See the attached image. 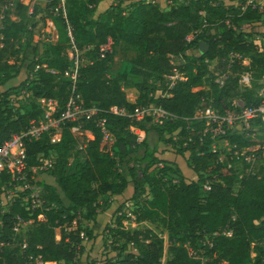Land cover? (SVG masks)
Wrapping results in <instances>:
<instances>
[{"label":"trees","instance_id":"obj_1","mask_svg":"<svg viewBox=\"0 0 264 264\" xmlns=\"http://www.w3.org/2000/svg\"><path fill=\"white\" fill-rule=\"evenodd\" d=\"M101 1L66 0L65 16L59 14L53 22L57 26V42L42 51L35 39L37 25L26 26L27 5L16 2L18 19L5 22L0 28V86L17 78L16 84L0 89V144L39 118L42 108L34 99H58L63 103L72 82L48 70L63 73L69 69L73 60L66 50L72 47L83 50L87 60L78 69L74 84L85 105L97 104L106 110L116 105L130 113L138 105L153 104L174 117L153 123L150 116L136 120L129 115L104 113L113 137L107 152L101 147L102 133L91 120L66 122L59 130L51 129L39 139L25 141L29 167H38L41 157L50 151L55 153L41 181L55 204L46 198L40 206L26 210L16 199L0 215V240L11 235L16 215L33 219L25 233L26 247L16 244L5 249L0 264H38L40 260L80 264L85 237L92 239L94 247L105 245L106 237L116 244L117 258L107 264H264V174L243 175L239 179L242 166L236 156L230 159L226 154L218 161L219 151L226 152L222 142H217L214 150L210 140L200 136V125L192 119L202 101L220 107V99L233 97L241 71H251L253 84L262 80L258 87L264 85V42L259 47L251 32L240 27L243 22L260 20L264 6L260 9L253 3L235 6L221 0H182L162 9L156 0H135L127 8L112 3L96 12ZM190 33L193 37L188 41ZM107 38L113 44L122 42L135 50L134 57L126 60L113 78L105 75L113 49L105 58L98 57L99 46ZM200 43L208 46L205 52L200 51ZM193 48L197 53L187 55L183 63L174 66V57ZM229 53L239 56L231 67L237 74L230 73L224 86H219V74L209 70L207 61ZM10 57H14L12 63ZM36 64L40 67L34 71ZM22 65L26 70L23 75ZM174 67L184 72L187 79L175 84L168 95L156 94L149 80L164 82ZM198 86L201 88L193 90ZM129 87L139 90L134 102L126 98L124 89ZM21 88H26L33 99L15 107L9 97ZM254 93L253 89L241 93L245 104L258 103ZM132 125L145 132L140 142L130 130ZM72 126L89 131L92 138L80 149V158L69 166V152L76 142ZM151 129L159 133L164 147L149 146L147 135ZM56 134H60L59 140L52 141ZM224 137L233 149L262 152L264 137L235 133ZM139 148L143 149L141 154H137ZM179 160L192 168L194 177L189 182L164 180L163 173L170 166H178ZM208 178L212 182L206 190L203 183ZM6 179L3 175L2 181ZM129 182L133 201L145 194V185L149 187L150 196L135 208L131 204L130 209L136 223H161L168 235L167 247L164 238L151 228H126L125 213L119 214L126 202L109 214L105 212L108 208L99 210L106 197L122 194ZM40 214L43 219L39 220ZM83 220L92 221V226H82ZM227 230L231 235L223 233Z\"/></svg>","mask_w":264,"mask_h":264},{"label":"built area","instance_id":"obj_2","mask_svg":"<svg viewBox=\"0 0 264 264\" xmlns=\"http://www.w3.org/2000/svg\"><path fill=\"white\" fill-rule=\"evenodd\" d=\"M7 4L0 2V28L4 25V9ZM66 0H57V9L60 10V14L65 16ZM53 26V22L50 23ZM193 37V33H190L186 39L190 41ZM113 40L107 38V40L99 46L98 57L105 58L107 54L112 52ZM234 58L238 55L231 54ZM174 64V62H173ZM233 62L227 61L224 69L218 71V77L216 81L219 86H224L226 79L230 74V70ZM39 64H36L34 71L39 68ZM54 75H61L64 78L71 80L72 86L70 93L66 96L61 104L58 99L40 98L42 103L47 104V109L42 108V113L37 119H33L29 122V125L22 131L13 133L7 140L0 144V185L5 187H20L28 195L23 196L20 200V205L24 206L26 210L40 206L42 203L37 196L32 193V170L33 168L42 167V164L38 167H29L24 149L25 141H32L39 139L41 135L48 130H59L66 122H75L79 120H91L99 128L102 133V140H112L113 137L106 126V117L104 113L112 112L116 115H129L136 120H140L145 116H150L153 123H162L166 119H172L174 116L159 106L153 104L138 105L133 111L128 113L124 107H118L113 105L109 109H103L97 104L85 105L80 93L76 90L75 81L78 76L77 65L73 64L63 73L54 69H49ZM187 76L184 72H180L175 67L170 73L166 75L165 94L168 95L169 90L175 86L178 82L185 81ZM254 77L251 71H241L238 74L237 80V93L228 100H219L220 107L213 105L211 102L202 101L197 110L195 111L192 119L200 125V136L207 137L211 142L212 148L215 150L217 142H222V146L226 152L219 151L218 161H222L226 154L232 159L236 156L238 163L241 164V172L239 179L243 175H258V171L255 170L257 164L264 168V145L261 153L246 152V150L233 149V146L229 143L224 135L228 133H235L244 135L247 137H254L250 133L254 134L256 130L263 131L264 137V85L261 87L253 88ZM201 87H194L193 90H198ZM241 88L242 91H239ZM247 89H253L255 91L254 96L259 98L258 103L247 105L241 104V93ZM78 129L76 126L71 127V132ZM130 130L136 135L137 141L140 142L145 137L144 130L132 125ZM56 135H53L51 139ZM53 141V140H52ZM84 146L80 145L79 148ZM230 166V163L228 164ZM6 175L7 179L2 181V176ZM211 179H206L203 183V188L208 190L211 186ZM16 200H5V197L0 198V215L2 209H5L6 205H12ZM131 206L127 202L125 203L122 211L119 214L125 213L123 223L129 221L133 224L136 223L135 216L131 211ZM39 220L43 219V215L40 214L37 217ZM33 222V219H26L20 215H16L13 221L11 230L7 240H0V259L3 256L5 249L13 247L14 242L20 246V248L26 247L25 233ZM76 221L73 222L75 225ZM1 227V219H0ZM226 235H231V231L227 230L223 232ZM84 236V233H80ZM87 240V237L84 238ZM52 264L54 262H51ZM38 264H47V262L38 261Z\"/></svg>","mask_w":264,"mask_h":264},{"label":"rangeland","instance_id":"obj_3","mask_svg":"<svg viewBox=\"0 0 264 264\" xmlns=\"http://www.w3.org/2000/svg\"><path fill=\"white\" fill-rule=\"evenodd\" d=\"M104 1V0H103ZM135 0H105L104 4L99 6L97 8L96 12H100L102 10V6L104 8L109 7L110 4H121L122 7L127 8L128 4L133 2ZM160 7L162 9H167L171 5H176L180 3L182 0H156ZM224 2V4H233L235 6L241 5V4H252L259 6L261 9L263 6L264 0H221ZM16 2H21L24 5H27V11L25 12V22L27 28H33V25H37V28L35 29V39L40 43L41 45L43 44V48L40 45V51L44 49V47L48 46L49 44L56 43L57 42V26L55 23H53V26H51V22H55V18H57L60 14V10L57 9V0H4L1 3L7 4V7L4 9V24L5 22H9L12 20H17V11L18 9L16 8ZM52 2H55L52 4ZM35 9V14H32V12ZM37 11V13H36ZM44 17V21L42 20ZM240 27L244 30H248L251 32V38L254 40V42L261 47L263 42H264V13L262 14L260 20L258 21H253V22H243L240 24ZM19 45V44H18ZM17 45V46H18ZM22 45L20 48L21 52L23 51V43L20 44ZM1 48V45H0ZM113 52L109 58L110 66L107 69L105 75L106 77L113 78L117 76V74L123 69L124 62L135 55V50L127 45H125L122 42H115V44L112 45ZM26 51V50H25ZM67 54L70 59L73 60V64L77 65V69H79L81 66L87 63V60L84 59L83 55V50H79L77 48H68ZM28 53V52H27ZM193 53H197L196 49H191L187 50L184 55L174 57L172 59V63L174 62V66L181 64L185 61L186 56H191ZM7 55V54H6ZM14 61V57L9 58V62L12 63ZM229 62H234V57L229 53L227 56L222 55L218 58H214L212 60H208V68L209 70L212 71H220V69H224L226 64ZM72 64V65H73ZM242 68V67H241ZM21 72L20 74L23 75L26 70L24 68V65L20 66ZM34 72V71H33ZM31 72V73H33ZM30 73V74H31ZM231 75H236L237 71H233V69L230 70ZM34 75L32 74L33 78ZM166 78V76H165ZM166 81V80H165ZM164 82H159L157 80H149V83L152 84L156 88V94H164L166 90V85ZM17 78H12L9 79L4 85L0 86V89L13 85L14 83L16 84ZM259 84H262V80H255V83L252 85L254 89H256ZM205 86H202L204 88ZM239 91H242L241 88ZM126 98L130 102H134L136 98L139 95V90L137 87H129L124 89ZM10 103L13 104L15 107H19L23 103H27L33 99L32 94L26 90V88H21L14 93H12L9 97ZM241 104H244V98H241ZM35 102L38 105H41L44 109H47L48 105L42 103L40 98L34 99ZM209 102V101H206ZM197 110V109H196ZM74 137L76 138L75 146L70 150L69 152V158H68V164L69 166L76 160L79 159L81 156L80 153V148L79 146L82 145L84 146L87 142L88 139L92 138V135L89 131H82L80 129H77L76 131L72 132ZM263 131L261 130H256L254 134L250 133V135H253L254 137H258V135L262 136ZM168 137V135H166ZM60 138V134L57 136L53 137L51 140L53 141H58ZM148 138V144L150 147L157 146L159 148L164 147V142H162L159 139V133L151 129L150 132L147 135ZM113 144V139L110 140H102L101 142V147L103 148L104 151H110L111 147ZM142 148H139L137 151V154L142 153ZM42 156V155H40ZM55 157V153L53 151H50L47 155H44L41 157V162H42V167L38 168H33L32 170V176H33V183L31 184L32 186V193H34L37 198L40 199L41 202L44 201V199L49 198V201L52 205H54V201L50 200L53 199V195L46 189L44 185L41 184V181L45 177V172L47 168H49L50 164L52 163L53 158ZM179 164L178 166H170V168L163 173L164 180H172L174 182L178 181H185L189 182L193 177H194V172L190 166L185 164V162H181V160L178 161ZM159 167L162 166V164L158 165ZM138 169L141 170L140 166H137ZM139 170V171H140ZM255 170L258 171L259 175L264 174V168L259 166L255 167ZM139 175L142 176V173L139 172ZM48 181V178H47ZM133 192V186L131 182L128 183V186L124 190V192L121 195L118 194H112L109 195L108 197L101 202L99 206V210H105L107 214L111 213V210L117 209L119 206L121 207L123 203L129 202L130 205L132 206L139 205L140 201L144 199L145 197L150 196V191L149 187L145 185V194L136 201H133L131 199V194ZM28 195V193L24 192L20 187L12 188V187H3L0 185V198L5 197V200H16V199H21L23 196ZM107 204V205H106ZM10 205H6L5 209H2V214L6 211H8ZM122 211V210H121ZM79 221H81L79 219ZM113 226L112 220H108ZM82 226L85 227H90L92 225V221L87 220L86 222L81 223ZM126 228L132 230L135 228H140V229H145V228H151L157 233H159L165 240V247L168 245V235L165 230V228L161 225L160 222L158 221H143L139 223H132V222H125ZM101 227V226H100ZM99 229V227H98ZM108 238V239H107ZM55 239H59L58 233H56ZM210 239V237L208 238ZM92 239L89 241L84 240V250L83 252L79 255V263L80 264H107L108 262H114L117 258V250H114V246L116 244L111 243V239L109 237H106V244L105 245H99L97 247H94V244H92ZM16 245V242H14L13 246ZM133 251H135L133 249ZM167 253H164L163 261L166 259ZM47 264H52L51 262H47ZM225 264V263H221Z\"/></svg>","mask_w":264,"mask_h":264},{"label":"crops","instance_id":"obj_4","mask_svg":"<svg viewBox=\"0 0 264 264\" xmlns=\"http://www.w3.org/2000/svg\"><path fill=\"white\" fill-rule=\"evenodd\" d=\"M104 1H105V0H104ZM104 1H101L100 4L98 5V7L101 6V5H103V4L105 3ZM255 1H257V0H255ZM125 2H127V0H125ZM263 6H264V2H263ZM263 6H262V7H263ZM104 9H106V8H104V6H102V10H101V11H103ZM261 9H262V8H261ZM118 195H121V194H118ZM83 222H86V223H87L86 220H83ZM92 224H93V223H92ZM91 226H92V225H91ZM91 226H90V227H91ZM87 241H89V240H87ZM84 243H85V242H84ZM84 243H83V244H84Z\"/></svg>","mask_w":264,"mask_h":264},{"label":"water","instance_id":"obj_5","mask_svg":"<svg viewBox=\"0 0 264 264\" xmlns=\"http://www.w3.org/2000/svg\"><path fill=\"white\" fill-rule=\"evenodd\" d=\"M208 46L207 45H204V44H201L199 45V49L201 52H205L207 50Z\"/></svg>","mask_w":264,"mask_h":264}]
</instances>
